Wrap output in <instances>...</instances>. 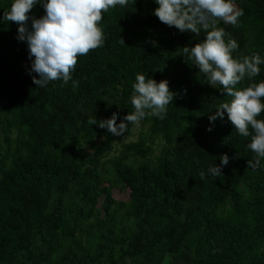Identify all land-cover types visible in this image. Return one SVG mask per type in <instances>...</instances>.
<instances>
[{
  "label": "trees",
  "instance_id": "1",
  "mask_svg": "<svg viewBox=\"0 0 264 264\" xmlns=\"http://www.w3.org/2000/svg\"><path fill=\"white\" fill-rule=\"evenodd\" d=\"M235 3L238 23L218 24L238 41L233 55L264 56V0ZM10 4L0 0V16ZM155 7L110 8L99 22L105 42L78 56L76 83L46 87L32 79L17 23L0 21V264H264V158L256 163L251 136L226 112L206 130L231 97L178 54L205 33L168 26ZM260 67L235 87L264 79ZM137 73L178 93L164 118L120 137L90 125L133 111ZM223 154L228 164L210 175Z\"/></svg>",
  "mask_w": 264,
  "mask_h": 264
},
{
  "label": "clouds",
  "instance_id": "2",
  "mask_svg": "<svg viewBox=\"0 0 264 264\" xmlns=\"http://www.w3.org/2000/svg\"><path fill=\"white\" fill-rule=\"evenodd\" d=\"M134 3V0H132ZM130 0H11L9 8L0 16V21H14L18 25L17 38L27 42L31 64L29 72L34 83L46 87L49 82L61 80L67 84L73 80L78 56L102 47L105 36L100 21L104 13L116 6L127 7ZM157 5L153 14L168 26H175L180 32L190 31L197 36L203 31L204 38L192 46L181 47L185 62L192 61L206 82L213 88H220L230 101L221 103L208 115V131L214 122L225 116L237 132L251 136L247 147L256 154V163L264 158V120L257 119L264 111V79L250 83L243 89L235 85L246 76L252 79L261 72L264 56L259 53L237 58L233 52L238 41L230 36L221 20L236 25L243 15L235 0H154ZM37 5L44 12L38 18L30 12ZM227 37V39H226ZM121 43L124 44L121 39ZM130 102L133 111L124 115L117 123L119 113L110 117L89 119L90 125L107 129L113 136L124 135L130 124L139 125L146 117L163 119L168 105L173 104L178 93L170 90L169 81H157L146 73H137L132 84ZM186 92V89L184 90ZM251 128V132H250ZM220 164L214 162L208 168L210 175H221L222 166L227 165V154L220 156ZM205 173H201L204 176Z\"/></svg>",
  "mask_w": 264,
  "mask_h": 264
},
{
  "label": "rangeland",
  "instance_id": "3",
  "mask_svg": "<svg viewBox=\"0 0 264 264\" xmlns=\"http://www.w3.org/2000/svg\"><path fill=\"white\" fill-rule=\"evenodd\" d=\"M137 132H138V131L136 130L135 135H137ZM118 193H119L118 189H113V194H114V195H116V194H118Z\"/></svg>",
  "mask_w": 264,
  "mask_h": 264
}]
</instances>
